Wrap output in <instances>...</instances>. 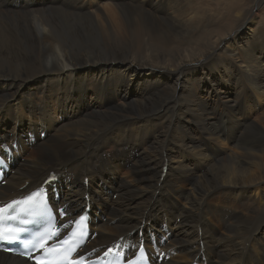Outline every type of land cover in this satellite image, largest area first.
<instances>
[{
  "label": "bare ground",
  "instance_id": "bare-ground-1",
  "mask_svg": "<svg viewBox=\"0 0 264 264\" xmlns=\"http://www.w3.org/2000/svg\"><path fill=\"white\" fill-rule=\"evenodd\" d=\"M186 10L0 0V144L14 150L0 200L54 172L59 204H90L91 248L169 233L162 264H264V23L237 33L226 19L183 43L203 22Z\"/></svg>",
  "mask_w": 264,
  "mask_h": 264
},
{
  "label": "snow or ice",
  "instance_id": "snow-or-ice-1",
  "mask_svg": "<svg viewBox=\"0 0 264 264\" xmlns=\"http://www.w3.org/2000/svg\"><path fill=\"white\" fill-rule=\"evenodd\" d=\"M2 164L3 161L0 160V165ZM59 215L63 218L65 210L61 209ZM37 217H47L48 226L31 239H22V234L27 231L24 226L33 223ZM84 221L85 217L81 216L78 220H69L68 223L57 227L43 190H38L21 200H13L6 206L0 207V242L22 245L26 250L41 251L40 256H33L31 251L21 253L33 259L35 264H84L83 256L79 260L72 259L73 253L78 250L87 236ZM69 228L72 230L64 238H60L61 229ZM50 241L55 242L49 245ZM112 252L113 249H108L104 255L108 256ZM116 255L118 256L119 253ZM143 260H146V255L141 246L137 261H129L128 264H139Z\"/></svg>",
  "mask_w": 264,
  "mask_h": 264
},
{
  "label": "rangeland",
  "instance_id": "rangeland-1",
  "mask_svg": "<svg viewBox=\"0 0 264 264\" xmlns=\"http://www.w3.org/2000/svg\"><path fill=\"white\" fill-rule=\"evenodd\" d=\"M229 0H220V3L218 2V4L216 6H210L207 2L208 0H204V2L206 4H202L200 1L198 0H186V5H187V13L189 12H193L196 13L197 17H200L203 19V22H198L193 20L189 26H188V30L184 35V41L182 40L183 43H187L188 41H192L194 35L196 34V31H202L204 35H210L212 38H214L216 35L218 34H214L211 33L210 29L214 28V27H218L220 26V24H224V22L226 21V19H228V21L230 22L228 24V26H230L233 22L234 25H238L235 29H238V32L242 31H246L247 29H249V31L254 28L256 26V23H258V26L261 27V24L264 23V0H236L235 6H233V4L229 1ZM199 2V3H198ZM226 2V3H225ZM228 2V3H227ZM224 4V5H223ZM220 5V6H219ZM200 6V7H199ZM202 6V7H201ZM207 6V7H206ZM232 6V7H231ZM193 9H192V8ZM196 7V8H195ZM198 7V9H197ZM206 7V8H205ZM208 7L210 9H208ZM200 8V9H199ZM208 9V10H206ZM202 10V11H201ZM213 11L216 10L217 13V17L216 18H212V12H208V11ZM199 11V12H198ZM202 13V14H201ZM209 13V14H207ZM220 13V14H219ZM231 14V16H230ZM203 15V16H202ZM232 15H237V18L232 17ZM230 16V17H229ZM261 18H260V17ZM205 17V18H204ZM244 17L246 18L245 21L240 22V18ZM258 17V18H257ZM263 18V19H262ZM213 19V20H211ZM220 22V23H219ZM202 24V25H201ZM204 29H203V27ZM198 29H196V28ZM200 28V29H199ZM195 31H194V30ZM206 29V30H205ZM208 29V30H207ZM242 29V30H241ZM195 32V33H194ZM206 32V33H205ZM237 33H236V37L235 40L237 41ZM192 34V35H191ZM192 38V39H191ZM191 39V40H190ZM233 42V41H232ZM213 67H216V64L211 61L207 68L209 71H213ZM218 77V76H217ZM184 85V84H183ZM182 85V86H183ZM179 92H182L183 95L187 94V91L185 88H180L178 89ZM223 100H225V98H223ZM7 103V102H6ZM4 107V105H3ZM1 107V109L3 108ZM259 110L257 109L254 110V114H252L250 116V121L254 122V123H259ZM168 130H170V127L167 128ZM40 134V133H39ZM220 134V132H219ZM225 134L226 136H228V132L227 130H225ZM44 137H45V132H44ZM42 137V138H44ZM30 140V138H29ZM31 142V141H30ZM32 143V142H31ZM223 146H220L219 148H222ZM163 159V158H162ZM162 166V165H161ZM60 175H58V177H60L62 175V172H59ZM127 173H126V169L124 168V170L121 171V180L123 181V179L126 177ZM221 188H216L215 190L212 191V193H215L217 190H219ZM92 209H96V208H92ZM91 212V209H90ZM103 221H107L108 220V216H103L102 217Z\"/></svg>",
  "mask_w": 264,
  "mask_h": 264
}]
</instances>
